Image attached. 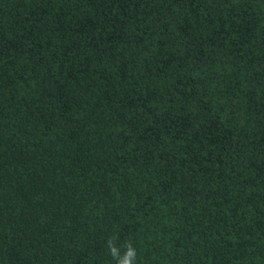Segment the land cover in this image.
<instances>
[{
  "label": "trees",
  "instance_id": "trees-1",
  "mask_svg": "<svg viewBox=\"0 0 264 264\" xmlns=\"http://www.w3.org/2000/svg\"><path fill=\"white\" fill-rule=\"evenodd\" d=\"M117 235L264 264V0H0V264Z\"/></svg>",
  "mask_w": 264,
  "mask_h": 264
},
{
  "label": "clouds",
  "instance_id": "clouds-1",
  "mask_svg": "<svg viewBox=\"0 0 264 264\" xmlns=\"http://www.w3.org/2000/svg\"><path fill=\"white\" fill-rule=\"evenodd\" d=\"M118 240V235L106 240L108 252L116 264H137L138 251L133 242L129 240L121 246L117 243ZM121 247H123V251H121Z\"/></svg>",
  "mask_w": 264,
  "mask_h": 264
}]
</instances>
